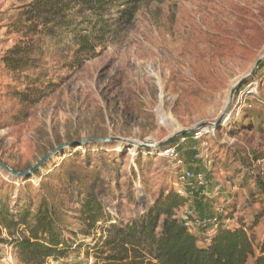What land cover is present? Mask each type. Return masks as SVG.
<instances>
[{"label": "rangeland", "instance_id": "374dc122", "mask_svg": "<svg viewBox=\"0 0 264 264\" xmlns=\"http://www.w3.org/2000/svg\"><path fill=\"white\" fill-rule=\"evenodd\" d=\"M34 1L0 0V160L26 171L55 147L72 144L29 178L0 168V198L9 197L14 209L28 206L32 215L46 200L68 237L78 231V241L91 245L93 235L82 234L80 220L87 194L101 201L104 217L127 223L162 192L182 188L180 167L161 151L185 137L183 131H200L179 149L185 167L206 175L213 207L225 209L233 228L257 223L250 234L258 247L264 240V61L243 85L253 83L257 98L230 102V93L264 55V0H144L117 34L78 59L70 36L59 46L36 32L37 18L28 19ZM172 136L162 148L141 146ZM90 138L114 140L80 142ZM192 143L200 158L191 154ZM185 201L177 216L188 205L197 209L199 201ZM24 236V226L0 222V264H36L11 243ZM88 249L75 245L48 264H90L95 258Z\"/></svg>", "mask_w": 264, "mask_h": 264}, {"label": "trees", "instance_id": "16d2710c", "mask_svg": "<svg viewBox=\"0 0 264 264\" xmlns=\"http://www.w3.org/2000/svg\"><path fill=\"white\" fill-rule=\"evenodd\" d=\"M143 1L35 0L30 5L28 19L36 17L37 21L31 23L36 32L53 36L59 46L70 36L78 59L95 52L109 34H117L124 22L131 21L136 5ZM185 136L191 135L185 133ZM213 199L196 200L197 210L204 215L212 214L214 207L208 201L214 203ZM83 202L82 234L93 235L91 245L78 241V231L68 232L72 236L68 237L63 229L64 221L54 215L46 200L32 215L28 206L15 204L14 209L9 197L0 198V222L8 229L21 225L26 228L28 236L11 243L21 256L36 264L58 261L74 250L75 245L88 246L87 257L93 252L95 260L90 264H248L250 258L255 259L254 264H264V240L256 247L250 234L256 222L250 230L246 226L220 225L210 236L203 237L178 218L176 210L186 201L176 192H162L153 205L127 223L104 217V206L92 193ZM93 230L99 232L92 234Z\"/></svg>", "mask_w": 264, "mask_h": 264}, {"label": "built area", "instance_id": "2783aa9c", "mask_svg": "<svg viewBox=\"0 0 264 264\" xmlns=\"http://www.w3.org/2000/svg\"><path fill=\"white\" fill-rule=\"evenodd\" d=\"M253 83L246 84L241 87L237 92L238 98L246 100L248 97L257 98L258 90L253 87ZM201 132L197 131L191 138L198 140ZM190 137H182L178 139V142L172 144V146L161 151L162 156L173 157L176 160L180 171L178 173V181L182 184V188L177 189V194L186 200H198L201 198H208L210 193L209 185L207 183L206 175L202 172H194L192 169L185 167V160L180 156L179 147L187 143V139ZM190 150L195 153L196 158H200V155L196 152L197 147L195 143H192ZM224 208H214L212 214H201L197 209L188 205L183 208L178 218L189 230L210 236L212 232L218 226H224L233 228L232 220L226 216Z\"/></svg>", "mask_w": 264, "mask_h": 264}, {"label": "water", "instance_id": "95a60500", "mask_svg": "<svg viewBox=\"0 0 264 264\" xmlns=\"http://www.w3.org/2000/svg\"><path fill=\"white\" fill-rule=\"evenodd\" d=\"M263 61H264V55L257 61L255 68L251 72H249L246 76L242 77L235 84V86L232 88L231 93H230V102L234 100V98H235L237 92L240 90V88L246 82H248L250 80V78L255 74L257 68L263 63ZM221 122H222V120H220L217 123H204L199 127V129H202L206 126L216 127V126H219L221 124ZM185 133H186V131H183L181 134H185ZM176 138H177L176 136H172L169 139H167L166 141L159 143L157 146H151L148 144H141V146L162 148L163 146L173 142ZM113 140H114L113 138H90V139L81 140L80 142H82V143H109ZM71 144H72V142H67V143H64V144H61V145L55 147L52 151H50L49 153L44 155L38 163H36L34 166L30 167L26 171H17L15 169H13L12 167H10L7 163L3 162L2 160H0V168H2L3 170L7 171L8 173H10L16 177L29 178L32 176V174H34V173L38 172L40 169H42V167L49 160H51L56 154H58L59 152H63L65 150V148L70 146ZM74 144H76V143H74Z\"/></svg>", "mask_w": 264, "mask_h": 264}, {"label": "crops", "instance_id": "0c3cea01", "mask_svg": "<svg viewBox=\"0 0 264 264\" xmlns=\"http://www.w3.org/2000/svg\"><path fill=\"white\" fill-rule=\"evenodd\" d=\"M201 204V203H200ZM203 204V203H202ZM201 204V205H202ZM208 204H210V207H212L213 206V203H211L210 201H208ZM210 210V209H209ZM212 210H214L213 208H212ZM209 212V211H208Z\"/></svg>", "mask_w": 264, "mask_h": 264}, {"label": "bare ground", "instance_id": "6f19581e", "mask_svg": "<svg viewBox=\"0 0 264 264\" xmlns=\"http://www.w3.org/2000/svg\"><path fill=\"white\" fill-rule=\"evenodd\" d=\"M151 146H154L153 144Z\"/></svg>", "mask_w": 264, "mask_h": 264}]
</instances>
